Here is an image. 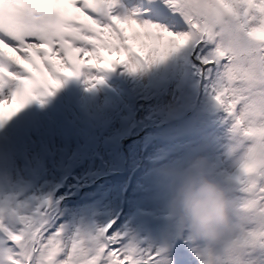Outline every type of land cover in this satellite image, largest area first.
Listing matches in <instances>:
<instances>
[{"label": "snow or ice", "instance_id": "snow-or-ice-1", "mask_svg": "<svg viewBox=\"0 0 264 264\" xmlns=\"http://www.w3.org/2000/svg\"><path fill=\"white\" fill-rule=\"evenodd\" d=\"M175 54L231 121L228 156L239 161L241 210L264 205V184L244 178L264 141V0H0V93L14 84L0 99V127L85 69L136 72ZM91 80L95 86L103 77ZM58 208L51 194H0V264H176L171 244L144 246L116 219L72 228ZM240 223L227 249L178 231L188 247L179 264H264V231L246 215Z\"/></svg>", "mask_w": 264, "mask_h": 264}, {"label": "clouds", "instance_id": "clouds-1", "mask_svg": "<svg viewBox=\"0 0 264 264\" xmlns=\"http://www.w3.org/2000/svg\"><path fill=\"white\" fill-rule=\"evenodd\" d=\"M256 159L244 178L264 184V141H257ZM233 171L221 170L205 157L168 162L154 169L167 198L168 214L177 229L189 238L215 248L227 249L240 237L241 219L250 217L264 231V205L243 212Z\"/></svg>", "mask_w": 264, "mask_h": 264}, {"label": "bare ground", "instance_id": "bare-ground-1", "mask_svg": "<svg viewBox=\"0 0 264 264\" xmlns=\"http://www.w3.org/2000/svg\"><path fill=\"white\" fill-rule=\"evenodd\" d=\"M176 55L177 57L180 56L181 58H184L183 62L185 63V65H189L190 62L185 57H183L181 54ZM191 68H193L197 73V70L192 66V64ZM196 78H198L197 75ZM129 80L130 77L128 74L125 77V81L127 82V85L125 86L126 90H131ZM178 85V81L176 84L173 83L171 85L170 93L164 95L158 94L154 96L153 93H149L148 91L133 95L130 98L131 104L133 106V119L131 120L130 124L131 128L142 126V133L140 135H143L146 131H154V133H156L157 135V139L166 141V143L171 140V137L190 139L191 143L189 144L181 145L178 148H176V146H172L170 148L177 153L171 156L173 158L171 161L182 162L186 156L191 159L194 157H203L206 154L207 149L202 150L199 153L192 152L194 150V147L198 146L199 144V139L197 138L198 135L196 134L195 130L198 125V121L201 118H203L205 115L210 114L211 112H214V115L212 117L215 118L216 121L215 126L213 127L215 133L213 134V137L216 138L218 148H220V151H217L215 155L218 156L219 154H222L223 156H226L227 159L224 160V167L227 169V171H233L234 160L232 158L228 159V146L231 143L232 125L231 121L227 119L226 113L221 107L218 106L216 100L213 98L209 91V96L207 97L204 104H202V109L204 110V112H198L197 109H190L185 107V111L179 112L177 116L171 108L182 97H184L185 94L188 95V92H180L179 90H176ZM198 90H202L201 81L199 82ZM183 101H185V103L187 101L189 102V100L186 99H183ZM222 121H224L223 124ZM178 149H184V151L178 152ZM169 152L167 153V155L169 154ZM84 162L85 154L82 153L80 164ZM212 163L215 164L214 160H212ZM91 164L94 165V162L91 161ZM146 172H149V174H151L153 172L152 168L149 167ZM81 186L84 187L85 185ZM85 190L86 189H82V193L75 192L73 195L74 201L76 203V209L73 210L72 214L73 220L70 225L72 228L79 226L86 229H95L107 223L109 220H117L121 216L123 207H119V204H117V202L115 203V205H117L116 208L109 207V205L107 204L108 201H106V203L102 207H100L98 206L99 201L97 203H95L93 200L87 202V198L83 194ZM138 203V200L133 201V204ZM112 207H114L113 203ZM104 210H110V215L104 217L102 214ZM96 211H98L97 216H92V213H95ZM90 220L91 226L89 228L88 224ZM157 232L166 231L164 229H160ZM183 246L186 247L187 245L183 244ZM175 259L178 260V257H175Z\"/></svg>", "mask_w": 264, "mask_h": 264}, {"label": "rangeland", "instance_id": "rangeland-1", "mask_svg": "<svg viewBox=\"0 0 264 264\" xmlns=\"http://www.w3.org/2000/svg\"><path fill=\"white\" fill-rule=\"evenodd\" d=\"M89 168V166H86V169H88ZM79 175H80V173H78V177H79ZM41 197L43 196V197H45L44 195H40Z\"/></svg>", "mask_w": 264, "mask_h": 264}]
</instances>
